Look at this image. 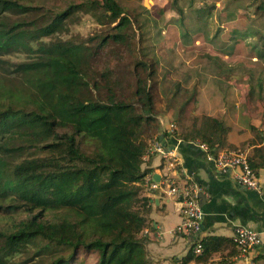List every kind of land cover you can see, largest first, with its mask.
<instances>
[{
	"label": "trees",
	"instance_id": "trees-1",
	"mask_svg": "<svg viewBox=\"0 0 264 264\" xmlns=\"http://www.w3.org/2000/svg\"><path fill=\"white\" fill-rule=\"evenodd\" d=\"M53 3L0 0V264H88L91 257L90 264H151L143 235L150 199L142 196L151 171L142 166L145 134L161 130L152 125L155 70L136 61L133 70L125 67L128 83L108 59L135 58L142 42L131 25L142 24L117 0ZM249 4L263 24L243 36H256L251 51L264 58V0ZM85 16L97 32L68 36ZM250 130L264 139L261 129ZM228 132L224 120L203 115L189 129L165 134L185 147L206 145L208 159ZM254 142L247 158L259 176L264 146ZM193 247L184 264L203 258Z\"/></svg>",
	"mask_w": 264,
	"mask_h": 264
},
{
	"label": "rangeland",
	"instance_id": "rangeland-1",
	"mask_svg": "<svg viewBox=\"0 0 264 264\" xmlns=\"http://www.w3.org/2000/svg\"><path fill=\"white\" fill-rule=\"evenodd\" d=\"M117 1L131 12V16L138 15L142 30L138 24L132 23L131 26L136 40H141L142 43L131 54L136 55L135 58L124 57V62L121 63L115 61L118 59L115 56L119 55H110L108 59L115 62L112 63L115 72L128 83L130 75L126 74V66L133 70L136 61H144L146 65L152 63L155 70L153 94L156 115L153 127L157 124L170 133L182 132L191 127L194 119L204 115L224 120L229 129H235L242 137L249 136V128L253 126L264 131V58L251 51L256 36H243L246 29L254 33L263 24L261 19H256L255 5L249 4V0H178L177 5L173 4L174 0ZM41 2L49 5L54 4L55 0ZM209 7L212 9L206 15L205 10ZM97 26L99 28L92 17H80L79 22L70 25L68 36H93L97 32ZM235 29L242 36H234ZM18 56L16 54L5 58L16 59ZM101 59L94 66L104 62L105 58ZM160 134V129L157 132L147 131L144 139L148 148L154 147L155 141L159 142L157 136ZM155 146L152 148L153 155L161 157L169 172L177 170L181 162L179 157L171 151L163 153L159 151L157 144ZM144 158H147V153ZM168 160H171L170 163ZM175 162L178 163L174 165ZM170 174L163 181L165 191L172 192L174 199L183 200L184 196H179L177 189H183L185 185H179L177 178ZM257 178L259 179L258 176ZM147 189L151 191V188ZM142 196L146 197V192ZM186 210L183 206L179 226L185 221ZM148 224L143 235H147L150 230L152 232L150 217ZM184 229L185 226L180 233H185ZM178 234L176 230L174 235ZM181 235L189 238L185 234ZM192 244L195 249L197 245ZM146 247L148 250V245ZM237 250L241 258L251 261L248 258L250 250ZM93 261L94 257H91L88 264ZM151 264H163V260L153 254Z\"/></svg>",
	"mask_w": 264,
	"mask_h": 264
},
{
	"label": "crops",
	"instance_id": "crops-1",
	"mask_svg": "<svg viewBox=\"0 0 264 264\" xmlns=\"http://www.w3.org/2000/svg\"><path fill=\"white\" fill-rule=\"evenodd\" d=\"M160 133L158 138L163 148L179 157L181 167L169 172L161 157L149 155L144 158L142 168L151 171L149 175L151 182L160 186L159 189L150 191L146 188L149 192L145 191L146 197L150 199L149 217L152 220V232L151 230L147 232L150 238L148 244L150 260L154 254L163 260V264H184L183 259L191 250L192 243L197 240L198 245L210 240L211 244L208 247L203 246L200 255L203 256L202 259H194L185 264H264V169L260 170L258 176L262 192L248 190L235 180L236 171L224 174L216 168L214 162L211 164L212 161L206 158L204 151L195 146L185 147L186 145H181L182 141L166 137L164 129H161ZM249 134L242 137L235 129H229L221 145L215 149V156L229 149L242 150L251 156L254 149L250 146L252 140L260 147L264 146V139L262 141L254 139L251 130ZM160 136L163 137L162 140ZM168 173L177 178L179 185H186L193 180L203 189L198 200L204 216L199 230L192 237L174 235L183 217L184 203L183 200L174 199L173 195L166 193L163 181ZM200 195L204 196L203 201ZM240 225L254 228L261 234L263 240L262 247L250 253L248 257L250 262L241 258L238 252L235 254L237 250L232 236L235 228Z\"/></svg>",
	"mask_w": 264,
	"mask_h": 264
},
{
	"label": "built area",
	"instance_id": "built-area-1",
	"mask_svg": "<svg viewBox=\"0 0 264 264\" xmlns=\"http://www.w3.org/2000/svg\"><path fill=\"white\" fill-rule=\"evenodd\" d=\"M159 142L155 141V144H157V147H159V151H162L163 153H169V151H166ZM155 144L154 147H156ZM193 144L200 147L204 151H208L206 145L199 143ZM154 147L147 149V156L153 155L154 151L152 148ZM208 159L214 162L216 168L222 172L236 171L234 174L235 180L248 190L256 191L258 193L262 192L260 180L251 169L246 153L239 150H225L217 156H212L209 154ZM168 161L170 163L171 160ZM176 163L178 162H175L174 165H176ZM179 167H181V162L179 163ZM144 182L145 185L151 189H156L158 186L155 184H150L151 179L149 176L145 178ZM170 183L174 184V182ZM202 191L203 189L193 180H190V182L185 185V188L177 189L179 196H184V198H182L184 202V209L187 208L184 213L185 221L177 229L179 234H185L189 237H192L199 230L202 218L204 216L198 200L199 194ZM183 192L185 194H183ZM168 193L173 195V193L170 191H168ZM183 226H185V229L183 230L185 233H180ZM232 240L236 247L241 249L242 252H247L248 250H250L251 253L256 252L260 247H262L263 244L261 234L254 228L246 225H240L235 228ZM202 252L203 247L201 244H198L194 249V254L200 256L202 255Z\"/></svg>",
	"mask_w": 264,
	"mask_h": 264
},
{
	"label": "water",
	"instance_id": "water-1",
	"mask_svg": "<svg viewBox=\"0 0 264 264\" xmlns=\"http://www.w3.org/2000/svg\"><path fill=\"white\" fill-rule=\"evenodd\" d=\"M162 139H163V137L160 136V140H162ZM200 199L203 201L204 200V196L203 195H200Z\"/></svg>",
	"mask_w": 264,
	"mask_h": 264
}]
</instances>
